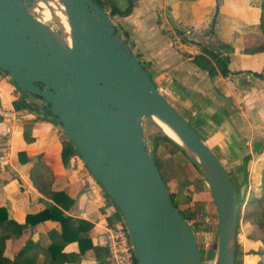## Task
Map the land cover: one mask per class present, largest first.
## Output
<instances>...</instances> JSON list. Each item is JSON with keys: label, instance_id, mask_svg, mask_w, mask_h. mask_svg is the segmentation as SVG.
<instances>
[{"label": "water", "instance_id": "obj_1", "mask_svg": "<svg viewBox=\"0 0 264 264\" xmlns=\"http://www.w3.org/2000/svg\"><path fill=\"white\" fill-rule=\"evenodd\" d=\"M32 0H0V70L38 97L116 206L136 264H202L193 232L149 154L142 121L166 136L208 184L218 220L214 264H235L238 205L219 157L160 93L95 0H59L70 47L30 14Z\"/></svg>", "mask_w": 264, "mask_h": 264}, {"label": "crops", "instance_id": "obj_2", "mask_svg": "<svg viewBox=\"0 0 264 264\" xmlns=\"http://www.w3.org/2000/svg\"><path fill=\"white\" fill-rule=\"evenodd\" d=\"M111 1L120 9L126 7V0ZM262 2L136 0L128 15L111 19L117 31L127 38L132 51L147 66L153 82L164 85L174 102L184 107L192 103L193 115L197 116L195 126L222 164L241 157L240 145L228 130L232 118L240 117L239 126L249 130L251 122L257 123L254 117H263L260 112L264 104V79L252 73L264 70V52L243 51L264 43L259 25L261 13L264 14ZM105 11L109 13L106 8ZM210 42L231 48L224 54L228 57L230 71L227 77H210L192 62L193 57L201 53L199 44L211 48ZM208 87L212 88L210 93L205 90ZM198 93L211 96L202 98ZM36 99L23 95L0 70V208L8 219L23 222L24 216L36 215L47 205H53L64 218L90 224L78 231L79 239L85 240L86 245L106 248L111 204L80 156L73 155L64 164L60 152L67 137L54 118L40 109L41 100ZM201 99H205V104ZM23 100L36 106L37 111L15 106V102ZM256 143H249L246 153L251 155L253 164L254 160L264 161V153L257 159L252 153ZM34 174L38 175V181L50 183V190L66 194L69 200H64L65 206L56 204L33 185L31 176ZM164 181L167 186L165 178ZM60 228L56 215L34 225L28 224L18 239L7 242L5 254L13 259L30 242L46 248L51 244L49 232ZM64 251L79 252L78 243L70 242ZM79 261L99 264L91 249L85 250Z\"/></svg>", "mask_w": 264, "mask_h": 264}, {"label": "trees", "instance_id": "obj_3", "mask_svg": "<svg viewBox=\"0 0 264 264\" xmlns=\"http://www.w3.org/2000/svg\"><path fill=\"white\" fill-rule=\"evenodd\" d=\"M135 1L136 0H126V7L124 9H120L111 0H104V1L95 0V2L99 6H101L104 10L105 8L108 9V12H109L108 14L111 19L114 16L122 17L125 15H128L132 10V7ZM263 7H264V0L262 2V8ZM259 25H260V28H262L263 30V37H264V14L263 13H261V16H260ZM115 29L117 31L116 27ZM121 35L124 38L125 42L128 43L129 45V42L127 41V38L125 37V35L124 36L123 34ZM210 39H212L211 35H209L208 37V40ZM199 45H200L201 53L198 55H195L192 59V62L201 70L206 71L210 77H214L217 75H220L222 77H227L230 74V71L228 69V57L227 56L223 57L222 55L217 53L215 49H212L206 45H202V44H199ZM218 45L225 49H229V50L231 49L228 45H225V44H218ZM243 51L244 53H248V54L264 52V43L261 46H255L249 49L245 48ZM134 55L138 59L142 68H144L147 72V66L139 59V56L137 54L134 53ZM252 74L257 78H262L261 73L253 72ZM153 83L155 84V82ZM155 86L157 87V84H155ZM35 98H38V97H35ZM17 105H19L21 108H24V109L37 111L36 106L24 102V100L20 101L19 103L15 102V106ZM43 110L46 111L48 114H50V112L46 108H44ZM188 124L190 125L189 121H188ZM194 128L193 129L195 131L197 130L199 132V130L195 126ZM158 141H163L165 143L170 144L175 150L180 151L181 155L185 159L189 160L185 156V154L165 134H162V133L158 134V132L154 133L152 144L154 146H157ZM252 153L255 159L261 157L262 154L264 153V142L263 143L257 142L256 144H254ZM60 154H61V159L64 162V164L66 163V160L72 157L73 155L79 156V154L74 149L73 145L68 139L65 142H62V148H61ZM250 160H252L251 155L245 154L242 158L241 167H240L239 172L237 174H233L230 177V180L232 182V187H233L236 201L237 199H240V204H238V201H237V205H238L237 226H238V222L241 217L240 206L242 202H246V209H248L249 207H255L257 209L255 213H251V214L248 213L246 214L245 217L243 216V218L247 221L253 222L254 226L258 229L260 233L258 239L260 240V245L262 247L261 253L264 256V161L262 162L259 161L262 166H261V171L259 173L258 178L252 179V180L256 179L255 180L256 182L253 181L252 183H250L249 172H248V167H247ZM154 162L157 168L159 169V171H161L160 164L156 161V159H154ZM255 162L256 160H254V163ZM36 176L38 175L34 174L33 176H31L33 185L39 191L43 192L45 196H48L49 198H51L56 204H59L60 206H65L64 200L68 199L66 194L64 192H56V191L50 190V187H49L50 183H46L45 180L38 181ZM161 176L164 180V176L162 174ZM170 194H171L172 202L174 206L177 208V204L175 203L174 196L172 193ZM105 196L108 199L112 207V210L110 211V214L107 218V226L111 227L116 221L120 220L121 216L116 206L112 203L109 197L106 194ZM71 202L72 201H68V203H71ZM179 212L181 213L182 217L185 220H187L184 214L182 213V211H179ZM54 215L57 216V220L60 222L61 228L59 231L54 230L52 232L51 231L49 232L51 244L48 247L43 248L42 246H39L38 244L34 242H30L27 245H25L14 256L13 259H10L8 256H6L5 250L7 247V242L9 240L14 241L18 239L22 235L23 231L26 229L28 224L34 225L35 223L44 221L45 219H48L49 217H53ZM253 215H254V220H251L252 219L251 217H253ZM89 225L90 224H88L87 222H84L81 220H73L70 218H64L63 216H61V212L58 210V208H55V206L53 205H47L43 211H41L40 213L36 215L24 216L23 222H18L17 220L8 219L6 216V213L4 212V209L0 208V264H81L79 261L80 255L83 254L84 251L87 249H91L94 252V256L99 264H109V256H108V252L106 248L94 246V245H86L85 240L79 239L78 231L83 230L84 228H87ZM73 241L78 243L79 252L74 253V252L64 251L66 245ZM238 255H239V250H238V244L236 241L235 264L238 263L237 262ZM255 264H264V258L259 259Z\"/></svg>", "mask_w": 264, "mask_h": 264}, {"label": "rangeland", "instance_id": "obj_4", "mask_svg": "<svg viewBox=\"0 0 264 264\" xmlns=\"http://www.w3.org/2000/svg\"><path fill=\"white\" fill-rule=\"evenodd\" d=\"M31 2L30 9L34 12V15L44 21L46 25L53 28V30L58 34H60V30L53 23L44 20L43 13L39 10L38 4H41L43 7L45 6L42 3H37V0H32ZM45 2L47 5L45 7L46 10H49L50 8L61 7V4L57 0H45ZM210 43L213 46L211 47L212 49H215L217 53L225 57V53L228 51L227 49L220 47L218 44L216 45L215 42ZM260 73L264 79V70ZM157 87L160 93L178 109V111L183 115L182 117L188 120L190 125L194 128L196 125L194 120L197 118V116L193 115L194 110L190 107L192 103L188 102L189 105L184 107L179 103L174 102L169 97L170 94L164 85L158 83ZM205 90H207V93H210L212 88L210 89L208 87L207 89L205 88ZM198 94H201L202 98L206 96L209 98L211 96L210 94L206 96H204L202 93ZM28 96L32 99L35 98L30 95ZM200 102L205 104L206 101L205 99H201ZM260 114L263 117L260 115H258V118L254 117L253 119H255L257 123L252 124L251 122L250 126L247 127L249 130L239 126L240 117H233L231 120L232 122L229 123L230 129L228 130L230 133H232V136L236 137V140L240 145L239 152L241 154V157L238 161L223 164L229 177L239 172L242 158L250 149L249 143L252 144L254 142H264V104ZM195 127L197 128V126ZM142 128L146 148L153 159H156V161L160 164L161 173L166 179L168 190L173 194L179 211H182L187 219L186 222L193 232L200 251L202 264H214L217 245L218 220L216 207L207 182L199 170L193 166L189 160L185 159L181 155L180 151L175 150L170 144L163 141H158L157 146L152 144L154 133L158 132V134H164L158 128L152 118L145 117L142 121ZM197 129L199 130V128ZM198 134L203 139V135L200 132H198ZM245 142H247V145ZM212 151L217 155L214 150ZM223 156L225 157V153ZM261 166L262 165L259 161L255 162L254 165L252 160L249 161L247 167L250 183L256 180L252 179L258 178L261 171ZM237 201L238 204H240V199H237ZM256 210L257 209L255 207H249L246 209V202H242L240 206L241 217L236 231V241L239 250L237 264H255L259 259L264 258L261 253L262 247L260 245V240L258 239L260 235L258 229L254 226L253 222L247 221L243 218V216L245 217L248 213H255ZM251 218V220H254V215Z\"/></svg>", "mask_w": 264, "mask_h": 264}, {"label": "built area", "instance_id": "obj_5", "mask_svg": "<svg viewBox=\"0 0 264 264\" xmlns=\"http://www.w3.org/2000/svg\"><path fill=\"white\" fill-rule=\"evenodd\" d=\"M105 238L109 264H136L130 238L122 218L113 226L106 228Z\"/></svg>", "mask_w": 264, "mask_h": 264}, {"label": "bare ground", "instance_id": "obj_6", "mask_svg": "<svg viewBox=\"0 0 264 264\" xmlns=\"http://www.w3.org/2000/svg\"><path fill=\"white\" fill-rule=\"evenodd\" d=\"M37 3H42L45 7L47 6L45 0H37ZM38 6H39V10L42 11L43 13L44 20H46L47 22L49 21L50 23H53L60 30V34H59L60 37H58L59 42L62 43L63 46H65L66 48H69L70 47V29H69L68 21H67L62 4H61V7L50 8L49 10H46V8L43 7L41 4H38ZM29 12L39 22L46 25L44 21H42L40 18L34 15V12L31 9H29ZM49 29L54 31L53 28H51L50 26H49ZM153 121L164 134H166L167 136H169L171 139L175 140L176 142H179V140L176 138L173 132L164 123H162L157 118H153Z\"/></svg>", "mask_w": 264, "mask_h": 264}]
</instances>
